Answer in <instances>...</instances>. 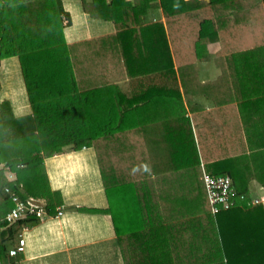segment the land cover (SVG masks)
Returning a JSON list of instances; mask_svg holds the SVG:
<instances>
[{
	"label": "trees",
	"instance_id": "1",
	"mask_svg": "<svg viewBox=\"0 0 264 264\" xmlns=\"http://www.w3.org/2000/svg\"><path fill=\"white\" fill-rule=\"evenodd\" d=\"M107 1L84 9L115 21L117 34L69 46L59 1L35 0L43 6L33 13L27 0H0V63L19 58L33 110L15 118L0 102V219L14 207L12 194L44 200L46 216H57L64 203L44 158L91 148L109 208L87 212L111 217L123 264H264V205L213 216L203 182L205 173L230 176L240 194L256 197L250 183L264 188V130L246 132L248 153L241 133L196 132L184 100L197 95L193 62H204L205 44L223 46L222 81L264 62V0H195L188 10L183 0ZM160 9L166 23L149 22L148 12ZM255 74L256 105L264 73ZM214 137L225 145L216 154L208 148Z\"/></svg>",
	"mask_w": 264,
	"mask_h": 264
},
{
	"label": "crops",
	"instance_id": "2",
	"mask_svg": "<svg viewBox=\"0 0 264 264\" xmlns=\"http://www.w3.org/2000/svg\"><path fill=\"white\" fill-rule=\"evenodd\" d=\"M57 1L71 21L68 24L67 15H63L67 45L117 34L115 21L103 19L98 13L97 17L92 16L85 11L84 2L91 5L94 0ZM126 1L133 4L138 0ZM183 1L185 4L180 7L184 10L195 3V0ZM198 1L205 2V6L211 2ZM107 2L110 4L111 0ZM135 15L134 11L129 12L131 18ZM147 15L149 22L166 23L162 9L148 12ZM122 20L129 19L127 16L126 19H118L120 25L124 23ZM253 24L251 22L250 26ZM215 43L205 44V49L218 52L221 44L218 41ZM208 65L199 66L201 73L198 72L197 77V95L184 98L185 103L190 101L195 110L189 112L190 118L196 117L194 129L196 132L204 130L215 133V137L224 131L241 133L244 140L240 139L239 148L245 145L250 153L246 132L251 133L256 126L264 130V102L254 104L256 91L250 86L256 81V70L264 73V62L248 63L247 70L244 69L236 77H226L223 81L221 67L218 65L219 72L213 73L214 69ZM260 76H263L261 80L264 83V74ZM0 102L10 104L15 118L33 113L18 57L6 58L0 63ZM215 137L208 145L213 154L225 148L224 143ZM255 163L251 161L250 165ZM44 165L51 190L61 195L64 212L54 217L29 216L11 226L18 230L12 238L4 235L10 227L5 228L0 233V252L5 264H113V261L123 264L111 217L104 213L87 212L106 211L109 208L95 151L84 148L45 157ZM250 187L256 191L263 188L257 180L252 181ZM20 239L25 240V252L18 255V259L11 258L9 251L18 245ZM2 245L6 248L4 252Z\"/></svg>",
	"mask_w": 264,
	"mask_h": 264
},
{
	"label": "built area",
	"instance_id": "3",
	"mask_svg": "<svg viewBox=\"0 0 264 264\" xmlns=\"http://www.w3.org/2000/svg\"><path fill=\"white\" fill-rule=\"evenodd\" d=\"M4 169L7 171V178L10 181H15V173L12 172L8 167ZM203 182L213 216H216L221 212L231 211L242 203H248V205L251 207L264 205V188H259L256 197H253L249 200L245 195L238 192L230 176L217 177L205 173L203 176ZM6 191L10 192L8 189ZM11 200L14 207L0 219V233L5 228L11 227L29 216L38 218L46 217L45 208L47 203L44 200L29 198L26 201H22L15 194L11 195ZM63 212L64 206H61L58 208L57 216L62 215ZM25 245V240L20 239L18 245L9 251V256L11 258H15L18 255L24 253ZM0 264H5L1 258V252Z\"/></svg>",
	"mask_w": 264,
	"mask_h": 264
},
{
	"label": "rangeland",
	"instance_id": "4",
	"mask_svg": "<svg viewBox=\"0 0 264 264\" xmlns=\"http://www.w3.org/2000/svg\"><path fill=\"white\" fill-rule=\"evenodd\" d=\"M27 4H29V6L32 8L33 7V10H35V11H33V13H39V8H40V5L41 6H43V4H40L39 2H35V0H27ZM42 8V7H41ZM28 12V11H27ZM30 12H32V11H30ZM37 18V17H36ZM64 30H65V27H63V36L65 35L64 34ZM64 38H65V36H64ZM65 41H66V39H65ZM213 44H216V43H213ZM221 44V43H220ZM206 48V46L205 47H203V49L201 48V49H198L199 50V55L201 56V57H203L204 58V60H210L209 62H202L201 60H199V61H194L193 62V66H195V68L198 70V72L199 73H201L200 72V68H199V66L200 65H204V64H207V63H209V65L208 66H211L213 69H214V71H212L213 73L215 72V73H217V72H219V70L217 69V67H218V62L220 61V56H218V54H219V52L220 51H222V49H223V46L221 45V48H220V50L218 51V52H214V51H212L211 49H205ZM189 66H191L190 64H188ZM203 69V68H202ZM3 165H1V167H2ZM44 167H45V165H44ZM5 172H7L6 170H5ZM6 174V173H5ZM7 175V174H6ZM113 264H115L114 263V261H113Z\"/></svg>",
	"mask_w": 264,
	"mask_h": 264
}]
</instances>
